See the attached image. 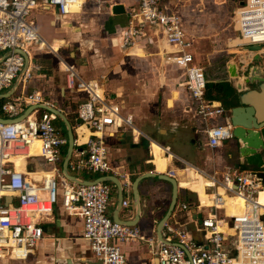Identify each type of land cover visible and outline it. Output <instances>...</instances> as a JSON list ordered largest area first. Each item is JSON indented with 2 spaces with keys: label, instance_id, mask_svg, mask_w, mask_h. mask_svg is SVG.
Returning <instances> with one entry per match:
<instances>
[{
  "label": "crops",
  "instance_id": "crops-1",
  "mask_svg": "<svg viewBox=\"0 0 264 264\" xmlns=\"http://www.w3.org/2000/svg\"><path fill=\"white\" fill-rule=\"evenodd\" d=\"M165 1L184 18L187 33L194 40L195 61L204 69L205 76L207 74L208 83L229 82L236 94V103L232 107H242L239 116L246 123L253 127L262 126L263 123L259 122L264 120V94L257 89H251L252 92L248 93L239 92L235 86L239 77H230L228 63L226 65L224 59L232 55L234 50L241 49L237 44L233 46L229 43V40H233L231 33L236 32L232 26L234 21L232 23L229 17L233 8L242 4L243 0ZM138 2L79 0L73 5L72 13L61 15L56 7L39 0L40 4L33 12L32 19L43 41L31 50L30 56L40 68L26 85H18L14 95L41 92L45 101L61 109L72 124H78V108L88 95L68 85L67 69L72 67L84 81H99L105 94L121 104L123 113L132 115L135 124L134 128L122 126L114 136L108 138L109 159L115 173L127 175L131 182L125 190V199L130 204L122 207L120 217L132 220L138 216L133 182L139 175L148 171L169 174L173 170L180 182L177 204H188L190 209L182 211L176 208L169 222H178V226L196 236L199 214L206 216L213 211L202 204L216 202L214 190L205 188L210 184L209 180L198 175L196 168L220 176L230 167L264 172V166L247 163L237 150V138L215 149L207 146L205 124L192 110L195 101L185 87L186 77L176 63L174 49L166 42L163 31L157 32L154 27L145 25L144 32L147 35L141 36L135 46L127 49L123 47L122 35L129 11ZM116 6H123L119 13L113 11ZM226 22L230 25L228 28ZM215 23L220 24V29L209 34ZM245 51L248 53L239 52L230 58L235 62L239 74L249 70L251 75L264 76V57L262 61L254 62L256 57L264 53V46L255 51L249 48ZM13 86L0 94L9 92ZM245 94L246 103L242 99ZM10 98L1 99L0 106L2 100ZM30 106L26 104L24 111ZM41 110L37 109L36 115ZM0 116L6 118L1 110ZM84 132V128L79 129L80 135ZM88 134L80 136V141L86 142ZM167 147L170 152L165 151ZM17 164L19 170L29 171L33 178L50 179L52 176L51 167L40 155L39 142ZM109 175L115 174L112 172ZM80 176L93 180L102 175L81 173ZM113 193L115 195L109 208L112 218L117 206L116 187ZM139 194L149 209L145 217L141 211L137 226L146 237L155 236L158 239L157 225L168 210L172 185L158 178H147L140 182ZM219 194L224 195L219 201L224 202L222 207L226 210L223 232L236 247L239 233L234 225V215L243 213L245 205L237 196H229L225 192ZM259 202L264 205V190L260 193ZM230 204H240L241 210L234 211V206ZM42 226L44 238L37 243L28 258L20 260L5 256L0 264H100L101 260L96 259L89 241L84 237L83 218L67 211L62 202L43 220ZM120 245L128 264H155V257L145 242L133 241ZM17 255L15 253L13 257Z\"/></svg>",
  "mask_w": 264,
  "mask_h": 264
},
{
  "label": "built area",
  "instance_id": "built-area-1",
  "mask_svg": "<svg viewBox=\"0 0 264 264\" xmlns=\"http://www.w3.org/2000/svg\"><path fill=\"white\" fill-rule=\"evenodd\" d=\"M138 1L129 11L122 35L123 47L131 48L141 36L147 35L145 25L154 27L157 32L163 31L186 77L185 87L195 101L192 110L205 124L207 146L215 149L234 139L235 125L230 110L222 102L206 97L208 81L204 69L195 61L194 40L187 33L184 18L165 0ZM44 2L56 7L61 15H67L73 12V5L79 0ZM39 4V0H0V92L15 82L26 85L40 68L30 56L31 50L43 41L32 19ZM233 21L241 41L238 47L264 46V0H245L237 7ZM67 72L68 85L88 95L77 111L76 147L70 172L79 179H83L81 173L104 176L113 172L121 179L125 191L131 182L127 175L115 173L109 159L108 138L124 125L134 128V119L123 113L121 104L105 94L99 81L82 80L72 67ZM26 104L49 102L41 92L34 91L12 96L1 104L0 110L6 118L12 119L23 113ZM57 119L52 112L41 110L23 121L0 120V260L5 256L28 258L44 238L43 220L62 202L67 211L83 218L84 237L96 259L104 264H128L120 244L133 241L145 242L159 264H264V205L259 202L264 190L263 171L230 167L219 176L196 168L198 175L209 180L205 188H212L216 198L209 206L213 211L197 224L202 238L195 239L191 232L178 226V222H167L163 230L168 241L165 243L155 236L146 237L137 225L113 220L109 215L115 189L113 183L79 184L63 174L61 165L68 138L56 124ZM82 127L90 132L86 142L80 141L78 130ZM36 142L40 143L41 157L51 167L50 179L33 178L29 171L18 169L17 160L28 156ZM164 149L170 152L168 147ZM169 175L176 178L173 170ZM220 187L227 195L241 196L245 200L244 212L234 215L239 233L236 247L221 230L224 217L220 210L224 202L219 200L224 195L219 194ZM7 197L12 198L9 203ZM129 204L124 198L122 207ZM177 209L187 211L190 206L180 204ZM15 253L18 255L13 257Z\"/></svg>",
  "mask_w": 264,
  "mask_h": 264
},
{
  "label": "water",
  "instance_id": "water-1",
  "mask_svg": "<svg viewBox=\"0 0 264 264\" xmlns=\"http://www.w3.org/2000/svg\"><path fill=\"white\" fill-rule=\"evenodd\" d=\"M244 2L245 0L242 1V4ZM122 8L123 6H116L113 8V11L115 13H119ZM257 47H262V46H248L245 48H257ZM18 85L19 83L15 82L13 88L9 92L5 94H0V100L10 98L11 96H13ZM235 86L239 92L248 93V92H252L251 89H257L260 90L262 94H264V76L238 78L236 80ZM242 99L246 103L247 100L246 94L242 97ZM37 109L48 110L52 112L57 116L58 119H60L65 124L67 138H68V145L62 162V172L69 180L73 182H77L79 184L111 182L115 185L117 190V206H116L115 215L113 216V220L119 221L127 225H137L141 211H142V216L145 217L147 215V210L149 209L148 205L145 204V200L139 194V184L142 180H145L147 178H158L171 183L172 185L171 202L169 204L166 214L159 221L156 229L158 240L168 243V241L163 236V230L165 224L169 222L172 214L174 213L178 205L177 203L179 199L180 186L177 179L175 177L170 176L169 174L157 173L154 171H148L139 175L133 182L134 201L136 205L139 207L138 216L132 220H124L120 217L119 212L122 209V203L125 198V191H124L123 183L119 177L115 175H104L97 177L93 180H88V179H79L76 175L70 172L69 165L76 147V130L73 124L71 123V121L69 120V118L67 117V115L64 112H62L61 109H59L56 105H49V104L31 105L26 111H24L21 115H19L16 118L9 119L0 116V120L7 123L23 121L28 116L33 114V112H35ZM241 109L242 107L236 106V107H232L230 111L231 119L233 121V124L235 125V138H237V142H238L236 144L237 150L249 165H257L259 167H262L264 166V120L259 122V124L263 123L262 126L253 127L251 126V124L246 123L241 119V117L239 116V112L241 111ZM6 200L9 203L12 200V198L7 197ZM202 219H203V214H199V224L202 223ZM196 234L197 235L194 236V238L197 240H201L203 233L197 230ZM100 264H104V262L101 260ZM155 264H159L157 257H155Z\"/></svg>",
  "mask_w": 264,
  "mask_h": 264
},
{
  "label": "trees",
  "instance_id": "trees-1",
  "mask_svg": "<svg viewBox=\"0 0 264 264\" xmlns=\"http://www.w3.org/2000/svg\"><path fill=\"white\" fill-rule=\"evenodd\" d=\"M232 55L225 57L227 65ZM229 74V73H228ZM206 97L210 100L220 101L227 108H231L236 103V94L233 86L229 82L208 83ZM5 100H2L3 103ZM60 120V119H59ZM58 121V119H57ZM67 136V133H65ZM67 148V147H66Z\"/></svg>",
  "mask_w": 264,
  "mask_h": 264
},
{
  "label": "rangeland",
  "instance_id": "rangeland-1",
  "mask_svg": "<svg viewBox=\"0 0 264 264\" xmlns=\"http://www.w3.org/2000/svg\"><path fill=\"white\" fill-rule=\"evenodd\" d=\"M237 7H238V6H237ZM237 7L233 8V10L230 12V17H229V18L231 19V22H232V23H233V18H234V15H235V12H236ZM228 13H229V12H228ZM226 21H227V20H226ZM227 22H228V21H227ZM227 22L225 23L226 28H228V25H229V24H227ZM212 25H215V26H214L213 29H211V30L209 31V34H211V33L215 32L216 30L220 29V26H219L220 24H219V23H217V24L215 23V24H212ZM223 25H224V24H223ZM229 26H230V25H229ZM232 26H233V30H237L236 27H235V24H234V23H233ZM229 28H230V27H229ZM209 34H208V35H209ZM231 37H232V39H233L232 41L229 40V43H230L231 45L234 46V45L238 44L239 42H241V41L238 39V33H237V32L231 33ZM238 48H240V47H238ZM245 49L247 50V48L240 49V50H237V49H236V50H234V51L232 52V55H233V54H237V53H239V52H246ZM246 53H248V52H246ZM205 77H206V79L208 78V77H207V74H206ZM207 81H208V80H207ZM56 123H58V124L62 127L64 134L67 133V132H66V127H65L64 122H62L61 120L58 119V121H57ZM74 125L77 126V123L75 122V123L73 124V126H74ZM108 145H109V144H108ZM82 175H83V174H82ZM114 195H115V194L113 193V198H114ZM179 205H180V204H179ZM230 205L234 206V211H235V210H241V208H240V204H230ZM225 211H226L225 208L221 209V210H220V215H221V216H224ZM191 225L194 226V224H191ZM193 226H192V227H193ZM196 228H197V226H196Z\"/></svg>",
  "mask_w": 264,
  "mask_h": 264
},
{
  "label": "bare ground",
  "instance_id": "bare-ground-1",
  "mask_svg": "<svg viewBox=\"0 0 264 264\" xmlns=\"http://www.w3.org/2000/svg\"><path fill=\"white\" fill-rule=\"evenodd\" d=\"M259 47H257V48H249L250 50H252V51H255V50H257ZM263 57H264V53H262L261 55H259L258 57H256L255 59H254V62L255 61H262V59H263ZM71 67H68V69L67 70H69ZM227 68L229 69V74H230V77L231 78H250V77H255L254 75H251L250 73V71L249 70H247V71H245V72H242V74L240 73L239 74V72H238V70H237V68H236V65H235V62L233 61V60H230L229 62H228V66H227ZM254 69V68H253ZM253 71V70H252ZM82 128H84V130L86 131V132H84L85 133V135L86 134H88L89 133V131L88 130H86V128L85 127H82ZM81 129V128H80ZM78 132H79V130H78ZM84 133L82 134V135H80V133H79V135L82 137V136H84ZM89 135V134H88ZM87 138H88V136H86V140H87ZM40 144V143H39ZM24 157H26V156H21V158H19L17 161H21V160H23L24 159ZM219 192H221V193H224L225 192V190H224V188H222V187H220L219 189ZM237 197H239V198H241L242 200H243V202H244V205H245V200H244V198L243 197H241V196H237ZM203 206H211V204H202ZM221 230L223 231V225L221 226Z\"/></svg>",
  "mask_w": 264,
  "mask_h": 264
}]
</instances>
